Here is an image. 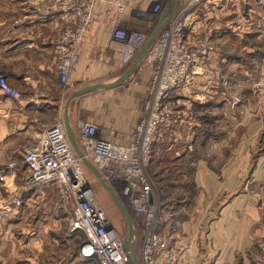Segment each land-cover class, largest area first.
Returning a JSON list of instances; mask_svg holds the SVG:
<instances>
[{
	"label": "crops",
	"instance_id": "crops-1",
	"mask_svg": "<svg viewBox=\"0 0 264 264\" xmlns=\"http://www.w3.org/2000/svg\"><path fill=\"white\" fill-rule=\"evenodd\" d=\"M18 1L20 5L14 7L15 9L6 7L4 13H0V77L21 95V100L16 101L0 92V173L7 172L8 163L13 158H19L23 149L35 141L37 134L43 132L55 120H62L64 124L65 118L67 119L70 134L82 151L77 140L78 129L83 113H91L94 110L99 114L95 118L105 125L104 127L113 124L118 130L116 140L124 142L134 127L137 117L134 111L140 108L145 100L147 72L137 73L139 63L120 86L73 99L65 116V102L72 92L87 86L116 81L132 61L120 66L112 57V51L109 49V22L97 19L83 39L74 71L67 83L61 84L52 46L63 26L58 0ZM120 1L126 7L121 21L129 28L148 33L149 37L157 27L158 34L170 15L182 8L188 0H179L176 8L173 0H162L164 4L153 25L138 20L135 10L142 6L149 7L158 2L157 0ZM99 12L109 14L110 10L103 6ZM184 23L186 31L202 33L206 28H211L215 45V52L205 61L206 74L196 78L189 93L174 94L170 99L172 107L186 106L194 112L196 118L192 126L180 125L175 132L176 142L179 139L181 149L188 151L186 157L181 156V166L197 168L196 173H191V176L187 174V195L184 197L196 198L198 208L222 207L227 214L232 210L241 213L242 207L244 211L247 210L248 216L243 218L240 224L227 221L225 215L218 218L216 223L208 224V230L217 231L212 236L233 251L250 245L256 223L264 220L260 217L255 201L247 200L243 194L232 197L250 166L257 167L251 173L255 176L252 183H256L257 189L264 187V125L258 120L264 118V107L253 105L255 96L252 92L254 80L260 72H264V0L202 2L195 11L187 14ZM136 76V85L122 91L125 83ZM125 100H129L128 104ZM102 136L107 137L105 131ZM193 151H197L200 156L188 157ZM198 151L203 152L200 154ZM186 171L189 173V169ZM5 181V184L0 181V264H55L58 256L55 257L54 251L45 254V250H42V240L36 246V252L45 255L43 262L41 259L30 261L29 256L23 262V251L27 252L31 241L32 246L38 239L35 237L28 240L29 227L23 217L38 195L27 192L22 196L21 205L14 206L9 201L13 191L18 190V178L14 172H8ZM222 192L230 194L231 200L222 204ZM259 194L261 199L262 192ZM4 207L8 209L4 210ZM210 214L211 212L208 219L212 218ZM45 225L43 230L47 229V232L58 228L55 219ZM17 228L23 231L21 238L12 239L9 231ZM115 229L123 241L129 240V231L123 235L122 228ZM137 231L134 226V232ZM178 233L170 235L166 232L165 237L175 243ZM80 239L82 237L78 236V241ZM139 242L140 238L137 236L136 239L134 233L129 242L133 256ZM18 251L21 254H18ZM186 256L189 255L185 254ZM75 257L79 264L90 263L79 261L77 255Z\"/></svg>",
	"mask_w": 264,
	"mask_h": 264
},
{
	"label": "built area",
	"instance_id": "built-area-1",
	"mask_svg": "<svg viewBox=\"0 0 264 264\" xmlns=\"http://www.w3.org/2000/svg\"><path fill=\"white\" fill-rule=\"evenodd\" d=\"M188 0L171 14L164 27L138 66L137 73L147 72L143 118L124 142L116 140L117 132L105 131L96 122L84 121L78 129L83 158L103 176L118 194L133 224L139 230L140 246L134 254L136 264H190L177 243H171L158 232L159 205L145 169L153 146L161 142L180 114L169 100L180 90L187 91L193 80L205 73V61L214 47L208 37L197 40L198 34L186 31L184 20L202 2ZM103 6L109 14L99 12ZM162 6L136 9V18L153 25ZM62 29L52 42L58 79L65 85L78 62L79 49L90 26L105 19L111 29L109 49L120 66L129 64L147 41L148 33L129 28L121 21L126 11L120 0H59ZM258 86V85H257ZM0 92L16 101L20 94L0 77ZM24 128V127H22ZM7 172L0 173L4 182L8 172L20 173L24 188L56 187L63 199H71L74 212L71 231H81L83 238L77 247L79 261L95 264H131L124 241L97 201L66 135L62 120L50 124L22 156L21 162H10ZM23 194V191L20 192ZM22 196L12 200L19 207ZM255 264H264V254Z\"/></svg>",
	"mask_w": 264,
	"mask_h": 264
},
{
	"label": "rangeland",
	"instance_id": "rangeland-1",
	"mask_svg": "<svg viewBox=\"0 0 264 264\" xmlns=\"http://www.w3.org/2000/svg\"><path fill=\"white\" fill-rule=\"evenodd\" d=\"M157 1L158 2L155 3H158L159 5L163 6L164 1L163 2L162 0H157ZM18 5H20V2L18 0H13V2H11L10 0H8L7 2L5 0H0V13H4V9L6 7L7 8L10 7V9L11 8L15 9L14 7H17ZM149 7L142 6V8L140 9L146 10L149 9ZM124 24L127 25L125 22ZM197 34L199 35L197 40H203L205 39V37H208L215 51V45L212 40L211 28H206L204 32ZM205 74L206 72L201 75L203 76ZM136 79L137 76L132 78L130 81L126 82L122 88V91L133 88L134 85H136ZM195 81L196 78L193 80L192 85L189 86V89L187 91L180 90L176 94L189 93L191 89L194 87ZM252 90L255 96V101H253V105H256V107L257 106L264 107V72H260V74L256 77L252 85ZM104 95H108V94H104ZM128 101L129 100H125L127 104ZM169 102L172 107L171 100H169ZM174 111L180 114V118L174 120L172 127L163 136V140L161 142L154 144L150 161L145 169L146 175L150 183L152 184V189L159 205V211L156 217L158 223V232L166 240H168L165 237L166 232H168V234L170 235L171 233L179 232L175 238V241H177L175 243L179 245V247L182 249V251L185 252V254L189 255L188 257L187 256L185 257L186 258L185 260L188 261L190 264H255L257 259L260 258L262 254H264V220H262V222L260 221V223H256L254 235H253V241L251 242L250 245L239 247L238 249L232 251V248L228 247L225 243L219 241V239L212 236L217 231H214L215 229L208 230L207 228L208 224H211L213 222L216 223L218 221V218L220 217L222 218L224 215L227 221L231 220L234 221V223L238 222V224H240L243 218L248 216L247 210L244 211V208L242 207L241 213L239 211L232 210L227 214L226 212L223 211L222 207H220V209H218V207H213V206L209 207L208 209H206V207L198 208L196 205V201H197L196 198L192 197L187 199L184 197L187 195L186 194L187 174L191 176L192 174L196 173L197 168L195 166L191 167L188 165H187L188 167L181 166V162H180L181 156L186 157L188 151L187 150L183 151L181 149V144L179 142V139L176 142L175 138L177 137V134H175V132L179 129L178 127L180 125L192 126L195 123L196 118L194 112H191L188 108H186V106H180L178 108H174ZM134 112L135 114H137L134 123V127H135L137 123L143 118L142 106L136 109ZM96 116L98 117L99 114L95 110L92 111L91 113H85V114L83 113V118L81 119V121L96 122L102 127V131L107 132L109 130H114L118 134V130L117 128H115L113 124L104 127L105 125L103 126L102 123H100L95 118ZM108 120L111 122L109 117ZM258 120H261L260 123L264 125V118H258ZM22 127L25 126L23 125ZM133 129L131 133L133 132ZM131 133H129L128 136L131 135ZM42 134L43 132L38 133L35 141L30 146L23 149L20 157L13 158L10 162H21L23 153L27 149H29L35 142H37V140ZM198 152L201 154L203 151H198ZM197 156L200 155H197V151L196 152L193 151L191 152V155H189L188 157L195 158ZM83 168H84L85 177L88 180L89 184L91 185L92 191L97 201L99 202L100 206L102 207V209L104 210V212L106 213L107 217L110 219L112 224L115 223L114 226L117 227L118 229L122 228L123 235H125L128 231V227L124 216L116 207V205L114 204L112 198L107 193V191L97 181L94 174L91 171H89L85 166H83ZM256 168H257L256 166L249 167V171L247 175L240 182V184L238 185L240 187L237 189L236 193H233L234 195H232V197L234 198L237 195L239 196L240 194H243L247 200L250 199L253 202L255 201L258 204V212L260 214V217L264 218V190H260L261 188L264 187L261 186L258 187L257 189L256 183L255 182L252 183V180H255V176H252L251 173H253L256 170ZM187 169H189V173H187L186 171ZM18 175H20V173L16 174L18 178L17 181L18 190L13 191V196H11L12 194L9 195L11 196L9 203L11 204L12 200L17 198L19 195L24 197L27 194V192H32L34 193L33 195L35 194L38 195L36 199L34 198L33 205L27 208V211H25V216L23 217V220L29 227L28 240L30 241L35 237L38 238L37 240H35L36 242H33L35 244H33L32 246H31L32 244L31 241L27 252L23 251V257H22L23 262L26 258H28V256L30 261L32 260L36 261L38 259L39 260L41 259V262H43V258L45 255L38 254L36 252L37 251L36 246L42 240L43 242L42 250L43 249L45 250V254L54 251L55 257L58 256L57 259H55L54 261L55 264L59 262L60 264H79V262L76 260L75 257L77 253L76 247H78L81 241V239L78 241V236L82 238L84 236L81 231L70 230V224L74 212V205L71 199H63L59 195V191L56 187H49V188L40 187V188H33L27 191L22 190L24 188V184H23L24 180L23 177H19ZM105 182L110 187V189L115 192L113 187L107 181ZM2 183L5 184L6 181ZM184 183L185 185H183ZM262 184H264V181H262ZM20 190L23 191V194L20 193ZM260 192H262L261 199L259 194ZM41 196H43L42 199ZM232 197L230 194H227L226 192L225 193L222 192L221 194L222 204L226 203L228 200H231ZM8 207L7 208L4 207L3 209L6 210L8 209ZM209 212H211L210 214V216L212 217L211 219H208ZM53 219L57 221L58 228L53 232L51 230L47 232V229L43 230V228L46 227L45 223L52 222ZM58 230L59 232H56ZM137 230L138 228H136V231ZM9 232H10L9 236L12 239L13 237L20 239L21 238L20 234L23 231H21L20 228H17ZM137 232H134L136 234V239L137 236L140 238L139 230ZM208 234H211V236H209ZM138 245L140 246V242ZM18 254H21V252L18 251ZM18 256L20 257L22 255H18ZM191 259L192 260L195 259V260L192 262L190 261ZM85 261L90 262L88 264H95L93 261H87V260Z\"/></svg>",
	"mask_w": 264,
	"mask_h": 264
},
{
	"label": "water",
	"instance_id": "water-1",
	"mask_svg": "<svg viewBox=\"0 0 264 264\" xmlns=\"http://www.w3.org/2000/svg\"><path fill=\"white\" fill-rule=\"evenodd\" d=\"M173 2L175 3V8H176L178 6L179 0H173ZM158 30H159V27H157L151 33V35L147 38V41L143 45L142 49L139 51V53L136 55V57L130 63L128 69L116 81H114L112 83H106V84L91 85V86L84 87V88H82L80 90H77L75 92H72L68 96V98L66 99V102H65V116H66V111L68 109V105L70 104V102L73 99L78 98V97L83 96V95H86V94H89V93H93L95 91H99V90L102 91V90L112 89V88L118 87L121 84H123L127 80V78L133 73V71L136 69L137 65L140 63V61L142 60V58L146 54L147 50L149 49V47L153 43ZM64 126L66 128L67 138H68V140L70 142V145H71L72 149L74 150L76 156L81 160L83 166H85L89 171H91L94 174V176L96 177L97 181L107 191V193L112 198V200H113L114 204L116 205V207L119 209V211L124 216V218L126 220V223H127L128 231H129L128 232L129 233V240L128 241H126V240L124 241V249H125L126 253L129 255V257L131 259V264H136L135 260H134L133 253L129 249V242L132 240V238L134 236V224H133V221H132L130 213L124 207V205H123L122 201L120 200L119 196L113 190H111L110 187L107 185V183L105 182V180L102 177V175L93 167V165H91V163H89L88 161H86L83 158L81 151L79 150L78 146L76 145V143L74 141V138L70 134L66 118L64 120Z\"/></svg>",
	"mask_w": 264,
	"mask_h": 264
},
{
	"label": "bare ground",
	"instance_id": "bare-ground-1",
	"mask_svg": "<svg viewBox=\"0 0 264 264\" xmlns=\"http://www.w3.org/2000/svg\"><path fill=\"white\" fill-rule=\"evenodd\" d=\"M78 140V139H77Z\"/></svg>",
	"mask_w": 264,
	"mask_h": 264
}]
</instances>
